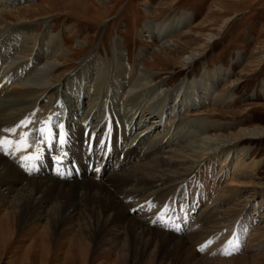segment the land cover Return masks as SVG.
<instances>
[{
	"label": "bare ground",
	"instance_id": "obj_1",
	"mask_svg": "<svg viewBox=\"0 0 264 264\" xmlns=\"http://www.w3.org/2000/svg\"><path fill=\"white\" fill-rule=\"evenodd\" d=\"M30 1L32 0H0V71L10 69L7 82L11 86V89L3 86L0 90L3 93L0 99V129L19 125L24 121L21 119L23 115L31 121L33 116L41 112L37 105L45 103L48 95L54 99H50L49 112H44V115L48 112L44 120L32 121L23 129L30 135L35 134L33 141H29L31 147L23 152L9 148V154L0 151V237L9 236L10 240H6L8 242L16 236L29 237L32 244H38L46 252L43 264H48L49 258L59 252L64 256L63 264H77L76 257H80L79 264H118V257L121 256H130V264H143L146 259L155 261L158 249L164 247L182 258L185 256L184 261L189 264H232L239 261L243 264H264V251L253 256L254 258L240 255L227 258L228 260H220L222 257L215 261L200 260L202 257L198 259L199 256L191 245L195 246L208 237L216 238L218 225L232 216L226 217L225 211L212 213L209 209L200 215L203 227L192 230L189 238L185 239L175 232L176 226L182 225L180 221L177 220L179 223L176 224L174 221L179 212L175 208L169 214V209L163 205L165 201L174 203L178 200L179 191L184 189L188 198L191 194L192 200L198 203L211 197L213 190V193L217 191L222 197L228 188H223L220 184L226 172L223 171V165L216 171L217 157L220 154H230L228 157L232 158L236 146L264 137V128L259 126H241L236 132L225 135L223 130L227 126L209 120L186 123L180 118L182 112H188L194 107L231 101L232 91L217 93L215 88L227 71L221 68L213 72L205 71L193 83L183 82L163 97L160 86L153 85V75L137 68L143 53H138L133 65L125 68L121 64L119 44L114 43L113 59L107 66L97 57H85L79 65V71L81 76L84 75L86 85L75 87L78 88L75 95L78 97L86 98L91 92L97 96L102 93L105 100L102 102L104 113L97 117L95 113L100 108L95 107V110L90 108L82 122L73 121L74 119L64 121L59 97L65 99L64 102L68 105L74 103L72 93H67L72 88L66 89L71 77L64 73L56 75L61 71L58 66L66 64V55L58 40L48 32V27L44 28L41 35H37L36 24L27 19L31 15L29 7L18 8ZM68 4L73 5L70 2ZM190 20L189 14L181 13L174 16L171 22H148L144 25L146 37L159 42L163 50L173 52V47L165 41L166 37ZM236 55L238 59L241 57V53ZM194 56H184L180 61L181 68L190 66L194 62ZM155 104L157 106L151 112L150 109ZM55 108L60 112L56 113ZM155 110L158 116L152 123H160L157 126H162L164 130L149 141L153 126L138 129L124 144L126 132L132 131L140 121L144 122L146 118L154 116ZM119 115L127 119L125 124L116 120L115 117L118 118ZM48 117H52V121H48ZM54 118H58V121H54ZM32 124H37L35 132L29 130ZM61 125L66 141L62 148L59 146ZM42 128L51 129L50 144L39 145V160L26 161L22 157L35 154L36 141L40 139L38 130ZM170 129L176 130L172 133ZM209 130L214 135L211 136ZM0 134L3 135L2 132ZM3 138L15 143L19 136L5 133ZM165 144L174 148L163 151ZM176 146L178 149H175ZM248 153L244 151L243 157ZM241 164L238 168L247 167ZM254 166L249 167V173ZM21 169L32 175L23 173ZM69 171H73L75 175L71 180L66 177H70L67 175ZM208 180L209 183L212 182L210 185ZM64 194L68 195L67 198H62ZM51 202L59 207L53 208L52 212L46 210ZM152 204H157L158 209L151 210ZM262 206L264 199L259 205L252 206L253 213L258 214ZM140 209L143 213L135 216L134 212ZM85 213L94 219L97 227L103 224L118 226L113 234L111 230L103 232L104 237H109L107 240L110 242V252H107L106 257H101V260L96 259L90 249L82 252L76 248L80 246L79 243H86V236L90 234L78 227L80 216H85ZM96 213L103 217L109 215L111 221L95 218ZM162 214L164 218L161 219L160 228L155 220L161 218ZM218 216L222 218L219 220ZM44 220L47 225L42 227ZM195 223L198 224V221ZM252 223L251 218L249 222L246 221L245 226ZM194 224L192 229L196 226ZM210 225L217 227L210 230ZM75 229L81 231L78 237L74 236ZM259 230L249 239L250 243L248 242L249 246L244 254L250 251L251 246L256 248L264 245V230ZM99 232L100 230L96 234L100 235ZM210 234L205 238L203 236ZM26 261L28 264L34 263V257L30 256Z\"/></svg>",
	"mask_w": 264,
	"mask_h": 264
},
{
	"label": "rangeland",
	"instance_id": "obj_2",
	"mask_svg": "<svg viewBox=\"0 0 264 264\" xmlns=\"http://www.w3.org/2000/svg\"><path fill=\"white\" fill-rule=\"evenodd\" d=\"M69 2L73 3V5L69 6ZM23 7L30 8L31 15L30 17L27 16V19L36 24L37 35H41L44 28L48 27V32L58 40L66 55L64 57L66 64L58 66L61 71L56 73V75L64 73L71 77L66 84V89L70 90L72 88L67 93H72V101L75 104L72 102L68 105L64 102L65 99L59 97L62 113L65 117L64 121L65 119L69 121L74 119L73 121L82 122L90 108L95 110V107L100 108L96 111V116H102L101 114L105 110L104 104L102 106V102L105 101L102 93L97 96L91 92L86 98L85 96H75L78 90L75 87L80 88L86 85V82L83 81L84 75H80L79 65L87 55L97 57L100 61H103L102 63L108 65L113 59L112 50L114 43H117L119 44L121 64L125 68L133 65L138 53H143L137 68L153 75L155 78L153 85L160 86V90L164 94L163 97L167 92L175 90L183 82L193 83L205 71L213 72L220 68L227 71V74L217 83L215 88L217 93L232 91V100L226 104L200 105L189 109L190 111L188 112L184 111L180 114V118L184 122L209 120V122L227 126V129L223 130L225 135L236 132L241 126L247 128L259 126L264 128V0H32L29 4L21 5L18 8ZM181 13L189 14L191 20L188 24L183 25L181 29L173 31L166 37L165 41L173 47V52L163 50L159 42L154 41L153 38L148 39L146 37L144 28L146 23L161 24L163 22H171L174 16ZM237 53H241L239 59L237 58ZM190 55H196L194 56V62L185 69L181 68L180 61L184 56ZM8 71L6 74L9 75L10 70ZM7 77V75H5V78L0 77V90L3 86L11 89L7 82ZM95 93L97 94V90ZM2 96L3 93L0 92V99H2ZM47 98L45 103L37 105L41 112L37 116H33L31 121H42L46 118L49 112L48 105L54 97L48 95ZM83 98L85 99L83 100ZM82 102L83 104H81ZM156 106V104L153 105V109H150V111L153 112ZM155 109L157 110V108ZM54 110L56 113L60 112L58 108ZM156 110L154 111V116L146 118L144 122L140 121L132 131L129 132L128 130L126 132L124 144L135 135L138 129L153 126L152 128L154 129H151V135L149 134L150 136L148 137L149 141L164 130L162 126H157L160 123L157 125L152 123L158 116ZM45 111L48 112L44 115ZM120 113L122 112L120 111ZM23 116L21 119L30 121L26 115ZM115 118L124 124L127 121L121 115ZM88 119L93 120L90 117ZM47 120L52 121V117H48ZM53 120L58 121V118ZM36 125L32 124L29 127L30 132H35ZM175 130L170 129L172 133ZM2 133L5 135L4 132ZM209 134L212 136L214 132L209 130ZM34 136L35 134L30 135L29 141L32 142ZM173 148V146L165 144L162 150ZM175 149H178V146ZM244 151L249 152L245 157H243ZM234 152L232 158L228 157L230 154L228 156L220 154L216 160V171L223 165V171L226 172L220 184L223 188L227 187L228 190L222 197L217 191L213 193V190L211 197L208 196L205 201L206 203L203 200L198 203L192 200L191 194L189 195L190 198H188L184 189L179 191V199L175 200V204L170 200L165 201L163 204L169 209V214H172V210L175 208L179 212L178 217H175L174 221H176L175 224L179 223L177 220L180 221L183 225V230L181 231L182 225L178 224L175 232H177V235L185 237V239L189 238L192 230L203 227L200 215L209 209L212 213L225 211L227 212V215L225 214L226 217L229 215L233 217V219L232 217H227V220L218 225V227L215 226L216 224L210 225V230L213 227L219 229L217 231L218 234L216 233V238L208 237L211 234L203 235L204 238H208L204 241H199L195 246L194 244L191 245L198 254V259L202 257L200 260L215 261L221 257L220 260L223 258H225L223 260H228L240 255L253 257L264 251V245L262 246L263 248L261 245L256 246V248L251 246L250 251H246V254H244L252 235L260 231L259 229L264 230V206H262V210H259L258 214H254L252 210L253 205H259L264 199V137L250 143H242L235 147ZM226 157L228 159L223 164ZM241 163L247 167L238 168ZM242 164L241 166H243ZM250 166L254 167L249 173ZM22 172L25 173L23 170ZM25 174L32 175V173ZM46 174H48V171ZM245 175L246 177H244ZM207 182L209 183L210 180ZM67 196L64 194L62 198H67ZM220 202L223 204H219ZM158 207L157 204H152L151 210L158 209ZM229 207L230 209H228ZM53 208H59L55 202H51L46 207V210L52 212ZM141 213H143L142 209L136 210L134 215L139 216ZM218 217L219 220L222 218L221 216ZM95 218L101 221L104 219L107 222L111 221L109 215L103 217L96 213ZM163 218L162 214L161 218L155 220V224L159 223L158 227L160 228H162L161 219ZM251 218L253 223L249 225L250 227H246V221L248 220L249 222ZM80 219V226L78 227H81L84 233L89 232L90 234L86 236V243L88 244L79 243L80 246L76 248L81 249L82 252L90 249L91 254L96 259L99 258L101 260V257H106L108 255L107 252H110V242L107 240L109 237H104L103 232L111 230L110 232L113 234L118 230V226L116 224L114 226L103 224L104 226L98 225L99 227H97L94 219L87 213H85V216L84 214L81 215ZM195 221H198V224ZM194 223L196 226L192 229ZM46 225L44 220L41 226L45 227ZM97 229L98 231L100 230L101 236L96 234L98 232ZM80 232V230L75 229L74 236L78 237ZM1 236L3 238L0 237V264H28L26 258L30 256L34 257V263L31 264H43L46 252L41 250L38 244H32L29 237L18 238L16 236L11 242H8L10 240H8L9 236ZM51 239L54 240V237H51ZM75 241L74 243H76ZM230 241L232 243H229ZM262 242L264 243V240ZM234 244L238 245V251L233 250ZM201 246H205L203 250H201ZM226 250L231 251L232 254L224 255L223 253ZM156 257L155 261L152 262L150 259H146L148 261L143 264H189L184 261L185 256L182 258L170 250L168 251L165 247L158 249ZM118 258H120L118 264H130V256L128 258H123L122 256ZM138 258L140 259V257ZM76 259L77 264H79L80 257H76ZM49 260L48 264H63V253L53 254ZM232 264L243 263L239 261L232 262Z\"/></svg>",
	"mask_w": 264,
	"mask_h": 264
},
{
	"label": "snow or ice",
	"instance_id": "obj_3",
	"mask_svg": "<svg viewBox=\"0 0 264 264\" xmlns=\"http://www.w3.org/2000/svg\"><path fill=\"white\" fill-rule=\"evenodd\" d=\"M29 123H32V121H27V122L22 121L19 125L13 128L0 129V132L8 133L9 135H12V136H16V135L19 136V139L15 141V143H13L11 140H7L6 138L0 137V151H3L5 154H9L8 152L9 148L13 149V151L23 152V151H26L29 147H31V145L29 144L30 134L29 132L23 131V129L26 128ZM60 128H61V132L59 133V146L62 148L66 141H65V136L63 133V126L61 125ZM18 129H19V132H18ZM38 132H39L40 139L36 141L37 147L35 150V154L31 156H27V157H22L26 161L39 160L40 153H41V149L39 148V145L41 143L45 145L50 144L51 129L42 128V129H39ZM5 145H7V147H5ZM229 243H232V242L230 241ZM205 246H201V250H203ZM233 250L238 251L239 250L238 245L234 244ZM223 254L231 255L232 252L226 250Z\"/></svg>",
	"mask_w": 264,
	"mask_h": 264
}]
</instances>
